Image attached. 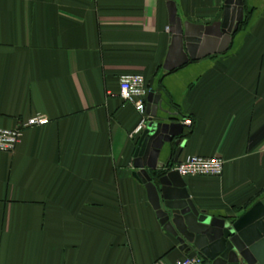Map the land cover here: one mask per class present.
Listing matches in <instances>:
<instances>
[{
  "label": "crops",
  "instance_id": "0c3cea01",
  "mask_svg": "<svg viewBox=\"0 0 264 264\" xmlns=\"http://www.w3.org/2000/svg\"><path fill=\"white\" fill-rule=\"evenodd\" d=\"M173 1L183 24L223 19L226 0ZM244 6L247 25L226 52L167 71V0H0V129L49 119L0 152V264L187 257L156 208L177 146L165 145L155 169L139 155L124 74L145 78L149 116L160 101L159 121L183 127L177 162L225 161L220 177H181L198 210L233 221L264 199V0Z\"/></svg>",
  "mask_w": 264,
  "mask_h": 264
},
{
  "label": "water",
  "instance_id": "95a60500",
  "mask_svg": "<svg viewBox=\"0 0 264 264\" xmlns=\"http://www.w3.org/2000/svg\"><path fill=\"white\" fill-rule=\"evenodd\" d=\"M167 1L173 34L167 71L226 52L244 21V0H226L223 19L209 26L183 24L176 3ZM158 103L150 113L137 151L139 155H150L153 164L149 166L154 169L166 144L177 146L176 163L183 147L180 138L183 127L159 121L157 109L165 114L167 111ZM180 179L175 171L161 177L162 200H156L161 223L177 237L180 250L191 258L203 257L204 264H264V199L233 221L211 217L197 209ZM169 181L174 183V188L167 187Z\"/></svg>",
  "mask_w": 264,
  "mask_h": 264
},
{
  "label": "built area",
  "instance_id": "2783aa9c",
  "mask_svg": "<svg viewBox=\"0 0 264 264\" xmlns=\"http://www.w3.org/2000/svg\"><path fill=\"white\" fill-rule=\"evenodd\" d=\"M120 97L125 103L132 104L141 115V120L131 134L132 137L143 134L149 123L150 116L146 113L147 96L149 89L145 78L140 74H124L119 79ZM45 116H34L23 122L16 129H0V152L12 153L21 142L25 130L35 126L48 124ZM184 124L192 125L190 119H185ZM225 161L221 157L191 156L186 160L171 166V170L181 177L212 176L220 177L223 174ZM174 264H204L201 256L184 257Z\"/></svg>",
  "mask_w": 264,
  "mask_h": 264
},
{
  "label": "trees",
  "instance_id": "16d2710c",
  "mask_svg": "<svg viewBox=\"0 0 264 264\" xmlns=\"http://www.w3.org/2000/svg\"><path fill=\"white\" fill-rule=\"evenodd\" d=\"M247 16V17H246ZM246 16H245V19H244V21L240 24V26H239V29H242V28H244V27H246V25H247V20H248V11H246Z\"/></svg>",
  "mask_w": 264,
  "mask_h": 264
},
{
  "label": "rangeland",
  "instance_id": "374dc122",
  "mask_svg": "<svg viewBox=\"0 0 264 264\" xmlns=\"http://www.w3.org/2000/svg\"><path fill=\"white\" fill-rule=\"evenodd\" d=\"M245 9V8H244ZM244 19H245V17H244Z\"/></svg>",
  "mask_w": 264,
  "mask_h": 264
}]
</instances>
